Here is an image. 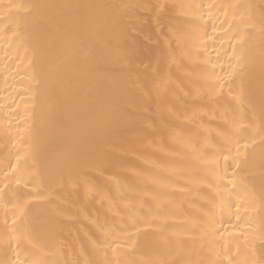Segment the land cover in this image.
<instances>
[{
	"label": "bare ground",
	"instance_id": "bare-ground-1",
	"mask_svg": "<svg viewBox=\"0 0 264 264\" xmlns=\"http://www.w3.org/2000/svg\"><path fill=\"white\" fill-rule=\"evenodd\" d=\"M0 264H264V0H0Z\"/></svg>",
	"mask_w": 264,
	"mask_h": 264
}]
</instances>
